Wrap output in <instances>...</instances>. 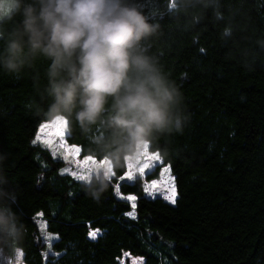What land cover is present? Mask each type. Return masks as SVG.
I'll use <instances>...</instances> for the list:
<instances>
[{"label":"trees","instance_id":"16d2710c","mask_svg":"<svg viewBox=\"0 0 264 264\" xmlns=\"http://www.w3.org/2000/svg\"><path fill=\"white\" fill-rule=\"evenodd\" d=\"M224 2L242 5L253 31L264 32V0ZM140 3L161 24L152 51L191 113L182 135L162 139L167 157L149 149L162 163L148 180L168 167L175 203L148 197L141 178L119 179L127 165L113 170L98 202L92 199L85 181L64 173L65 162L35 143L50 121L26 107L34 96L31 73L15 80L0 72V156L6 157L0 171L28 228L23 262L118 264L129 254L144 264H264V62L251 71L242 68L210 14L183 32L166 14L168 0ZM39 70L42 75L43 66ZM67 129V144L88 156L79 128L68 122ZM38 219L56 236L50 246ZM92 231L100 235L91 239Z\"/></svg>","mask_w":264,"mask_h":264},{"label":"clouds","instance_id":"9594fccd","mask_svg":"<svg viewBox=\"0 0 264 264\" xmlns=\"http://www.w3.org/2000/svg\"><path fill=\"white\" fill-rule=\"evenodd\" d=\"M166 14L183 32L210 14L242 68L251 71L264 62V32L253 31L240 4L168 0ZM161 34V24L140 0H0V72L15 80L31 73L28 110L75 124L87 155L108 162L83 184L97 202L110 186L108 165L121 170L145 147L167 157L162 139L182 135L191 122L180 87L152 51ZM5 159L0 156V164ZM7 184L0 171V258L17 264L28 228Z\"/></svg>","mask_w":264,"mask_h":264},{"label":"rangeland","instance_id":"374dc122","mask_svg":"<svg viewBox=\"0 0 264 264\" xmlns=\"http://www.w3.org/2000/svg\"><path fill=\"white\" fill-rule=\"evenodd\" d=\"M45 124L52 125V128L51 129H45L44 132H41V128ZM56 127H57V125L55 124V121H50V122L43 123L41 125V127H40L39 134H38V137H40V140L36 139L35 143L40 144L43 147L47 148L55 156V158L63 160L65 162V167L63 169V172L73 175V171L76 170V165L74 163H71L70 161L74 160L76 157L74 155H72V154H69L68 159H65L64 156H62L60 154L61 151H62L59 148V144L61 142V137H59V136L54 134V131H55ZM63 131H64L63 142H65L67 144V142H66V136L68 135L67 126H66V128ZM45 139H51L53 141V143L51 145L45 144L43 142ZM67 146L70 147V148H75L74 146H70L68 144H67ZM148 152H149V150H148ZM149 155H154V154L149 152ZM84 158L85 157H82L81 154H79V159L80 160H83ZM140 160H141V163H143L144 162V157L141 156ZM150 163L153 166L150 167L149 169L145 170L144 177L141 178L139 176V173L136 172L137 178H141L143 180L144 186H145V184H152L154 182L157 184L156 188L152 189L151 192H146V193L152 195V197H154L153 195H159V196L163 197V199L166 200L167 202H170L171 204H174L175 200H176V191H175L174 194L171 191V183H170V181H174V178L172 176L171 171H170V173L165 174L164 173V169L168 168V167H162L158 177L148 180L147 176L150 175L152 173V171H154V169L156 167H158V165H160L162 163V161L161 160H159V161H151ZM112 178H114V175H112L110 179H112ZM124 180L128 181L127 179H124ZM174 186H175V184H174ZM165 193H167V197L165 196ZM173 199H174V202H173ZM38 224H39V228L41 230L42 238L46 242L47 245L52 243L53 240H56V236L51 235V234H49L47 232L46 225L44 224V222L42 220L38 219ZM92 233H95L96 235L93 237L91 235ZM91 234H90V238L91 239H96L100 235V232L99 231H92ZM49 236L52 237L51 241L48 240ZM0 264H6V262L2 258H0ZM17 264H24L22 251L19 253V255L17 257ZM118 264H144V259L139 258V257H134V256H131L129 254H124L123 258L119 261Z\"/></svg>","mask_w":264,"mask_h":264},{"label":"snow or ice","instance_id":"6c2138e0","mask_svg":"<svg viewBox=\"0 0 264 264\" xmlns=\"http://www.w3.org/2000/svg\"><path fill=\"white\" fill-rule=\"evenodd\" d=\"M67 120L58 119L55 121V124L57 127L55 128L54 134L61 137V142L59 144V148L62 150L61 155L64 156L65 159H68L69 154L74 155L76 158L74 160H71V163H74L76 165V170L73 171V175H75L76 179L82 180L85 182H90L93 176V172L97 170L100 167H103L104 165H107V161H98L96 158L91 156H86L83 160L79 159V154L81 152V149L79 147L70 148L67 146L65 142H63V136H64V129L67 126ZM52 125L45 124L41 128V132H44L45 129H51ZM37 140H40V137H37ZM45 144L51 145L53 141L51 139H45L43 141ZM144 157V162L141 163L140 157ZM140 157L137 158L135 163H129L127 165L128 171L125 176H121L119 179L124 180L127 179L128 181H134L137 179L136 172L139 173V176L142 178L145 175V170L149 169L153 165L150 163L151 161H159L160 154L156 153L154 155H149L148 148L145 147V151L141 154ZM164 173L168 174L170 173V169L165 168ZM114 171L111 168L110 165L105 170V176L110 179L112 175H114ZM171 183V191L174 194L175 193V186L174 181H170ZM157 184L154 182L152 184H145V191L151 192L152 189L156 188ZM116 192L119 194V185L116 186ZM165 196L167 197V193H165ZM128 200H135L134 196H128ZM174 202V199H173ZM93 237L96 235L95 233L91 234ZM52 237L49 236L48 240L51 241ZM50 246V245H49Z\"/></svg>","mask_w":264,"mask_h":264},{"label":"built area","instance_id":"2783aa9c","mask_svg":"<svg viewBox=\"0 0 264 264\" xmlns=\"http://www.w3.org/2000/svg\"><path fill=\"white\" fill-rule=\"evenodd\" d=\"M147 196L150 197V198H154V197H160V198H163V197H161V196H159V195H153L154 197H152V195H150V194H148V193H147Z\"/></svg>","mask_w":264,"mask_h":264}]
</instances>
